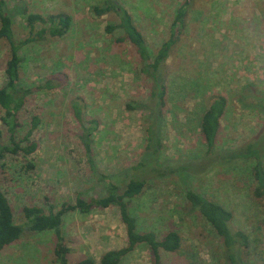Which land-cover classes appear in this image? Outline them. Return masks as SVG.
Wrapping results in <instances>:
<instances>
[{
	"label": "rangeland",
	"instance_id": "374dc122",
	"mask_svg": "<svg viewBox=\"0 0 264 264\" xmlns=\"http://www.w3.org/2000/svg\"><path fill=\"white\" fill-rule=\"evenodd\" d=\"M10 7L27 4L29 11L49 15L64 12L72 28L62 38L29 44L20 50V76L32 90L20 120L24 129L34 115L42 123L33 138L32 155H10L0 166V186L12 204L15 220L24 224L25 206L74 204L77 197H100L105 183L95 175L81 142L82 128L72 103L78 100L85 118H97L92 156L110 183L121 182L119 173L141 161L146 147L145 114L129 111L128 102L146 101L150 80L142 74L133 46L118 43L114 12L97 16L93 7L101 0H6ZM133 16L147 44L155 53L171 36L176 11L184 0H118ZM23 16L14 22L15 39L27 36ZM8 42L0 40V88L7 83ZM167 105L164 146L160 166L184 164L207 154L201 119L215 96L228 100L219 144L236 147L250 140L262 126V116L242 107L238 98L249 82L264 88V0H194L166 62ZM47 80L55 85L45 88ZM2 142L9 132L2 125ZM173 161V162H172ZM175 162V163H174ZM34 168L28 169L27 164ZM164 168V167H163ZM190 186L233 212L231 227L249 235L241 250L247 264H264V199L254 194L256 181L251 162L218 166L188 180ZM185 184L176 174L149 178L144 191L131 200L130 213L140 232H155L161 240L170 231L181 237L175 252L161 250V264H228L220 237L202 215L192 209ZM62 232L70 262L101 256L127 244V232L117 206L98 208L90 214L70 211L63 216ZM54 231H25L23 237L0 252V264H58ZM151 249L139 245L121 264H153Z\"/></svg>",
	"mask_w": 264,
	"mask_h": 264
},
{
	"label": "trees",
	"instance_id": "16d2710c",
	"mask_svg": "<svg viewBox=\"0 0 264 264\" xmlns=\"http://www.w3.org/2000/svg\"><path fill=\"white\" fill-rule=\"evenodd\" d=\"M193 2L194 0H184L179 6L171 25L170 38L163 42L155 53L147 44L131 13L118 0H101V3L93 7L92 10L97 16L111 12L117 15L118 22L109 24L106 31L115 33L119 30L122 33V36L117 38L118 43L128 41L133 46L140 61L141 72L150 80V94L146 101L134 100L126 105L129 111H142L145 114L147 144L144 155L137 164L119 173L118 176H123L119 184L110 183L112 177L100 173L92 156L94 132L99 128V122L97 118H85L80 102L75 100L72 109L82 128L81 142L89 158L92 172L100 176L107 193L90 199L78 196L74 204L63 203L59 209L54 205L47 208L37 205L25 206L23 212L26 222L18 224L10 199L0 186V252L23 237L26 230L36 233L50 230L54 231L57 237L54 254L58 264H97L92 257H85L76 262L69 261L70 249L62 245L63 216L70 211L90 214L98 208L117 206L126 227L127 244L122 248L105 252L100 258V264H121L124 257L141 244L151 249L154 256L153 264H161V250L175 252L180 249L179 233L170 231L159 240L155 232H140L137 219L129 211V204L144 191L149 178H164L176 174L186 185L185 194L192 209L202 215L222 240L227 263L247 264L241 256V250L249 247V235L242 230L232 229L233 212L198 192L190 186L188 180L196 175L207 174L218 166L251 162L256 181L254 194L257 198L264 199V88L249 82L243 86L238 98L243 108L260 113L263 119L261 128L250 140L236 147H223L219 144L222 119L228 106L227 98L219 94L210 102L201 119V132L206 141L207 154L202 158L189 159L177 166L175 164L173 166L171 161L168 167L164 164V168L158 164L166 128L165 107L168 94L166 62L178 35L185 27L187 11ZM17 16H23L28 27L27 36L21 40L15 39L14 36V22ZM72 24V17L67 13L43 15L29 11L23 1L10 7L6 0H0V40L8 42L10 51L5 70L8 80L0 88V108L3 111L1 121L9 132L8 142L5 144L2 142L0 131V166L10 155H32L38 149V143L33 135L42 123L41 117L32 116L27 130L20 120L28 96L32 93L30 88L24 86L20 76L23 62L20 50L29 44H42L51 37L62 38L71 30ZM54 86L52 80H47L44 87L51 89ZM27 167L33 169L34 164L29 163Z\"/></svg>",
	"mask_w": 264,
	"mask_h": 264
},
{
	"label": "crops",
	"instance_id": "0c3cea01",
	"mask_svg": "<svg viewBox=\"0 0 264 264\" xmlns=\"http://www.w3.org/2000/svg\"><path fill=\"white\" fill-rule=\"evenodd\" d=\"M111 207V206H110ZM120 211V210H119Z\"/></svg>",
	"mask_w": 264,
	"mask_h": 264
}]
</instances>
